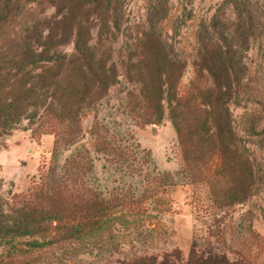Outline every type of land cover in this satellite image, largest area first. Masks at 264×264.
Wrapping results in <instances>:
<instances>
[{
  "label": "trees",
  "instance_id": "1",
  "mask_svg": "<svg viewBox=\"0 0 264 264\" xmlns=\"http://www.w3.org/2000/svg\"><path fill=\"white\" fill-rule=\"evenodd\" d=\"M129 1L0 0V139L23 121L40 122L56 137L57 156L61 147L81 140L85 114L123 79L131 87L126 106L140 126L160 124L166 109L180 103L185 111L175 123L182 156L180 184L194 188L195 220L206 229V236L195 239L204 244L194 240L186 256L172 250L162 256L118 257L108 264H264V238L254 229L253 211L238 224L231 243L225 228L235 207L264 191V158L251 148L264 149V86L252 78L248 61L255 43L264 55V30L259 28L264 18L246 10L249 0H227L234 20L225 23L216 15L202 27L198 61L210 81L206 92L213 96L211 108L202 110L195 100L180 95L186 65L174 58L172 46L158 31L169 15L168 0L149 1V30L139 31L135 44L129 43ZM49 8L55 13L44 16ZM70 45L72 50L65 51ZM233 107L243 109L239 120ZM93 134L102 139L97 153L143 176V194L102 198L87 186L94 159L81 149L61 167L51 165L32 190L13 197L12 214L0 220V235L31 236L56 225L59 241H79L83 247L92 234L103 239L105 231L119 225L143 230L166 212L161 208L164 211L153 214L145 204L162 200L164 189L174 185L172 175L146 170L152 163L150 154L138 145H124L103 125H95ZM138 155L141 166L134 164ZM260 211L264 214V208Z\"/></svg>",
  "mask_w": 264,
  "mask_h": 264
},
{
  "label": "rangeland",
  "instance_id": "2",
  "mask_svg": "<svg viewBox=\"0 0 264 264\" xmlns=\"http://www.w3.org/2000/svg\"><path fill=\"white\" fill-rule=\"evenodd\" d=\"M149 1L128 2L126 19L133 37L129 40L130 44L136 43L135 36L143 28L149 30L145 29L148 26L146 17ZM249 1L246 10L264 18V0ZM226 2L227 0H168V18L161 21L158 29L172 46L174 58L182 60L186 65L179 85L180 95L191 102L195 100L202 110L211 108L213 96L206 92L210 81L198 61V33L203 26L210 25L216 15L224 17L225 23L234 20L235 13L230 6L225 5ZM44 12V16L49 17L55 10L49 8ZM259 28L264 30V19ZM260 49L259 43L253 44L248 53V61L254 70L252 78L264 86V55ZM64 50L70 52L72 46H67ZM130 89L124 79L120 85L111 88L107 97L81 120V140L74 146L61 147L57 156L54 154L56 137L46 133L40 122L31 124L23 121L11 135L0 139V220L3 219V214H12L15 195L32 190L51 165L61 167L67 158L81 149L88 150L94 159V170L86 177L89 188L106 200H110L115 193L130 196V192H133L140 197L147 187L143 176L128 171L122 164L110 163L103 154L97 153L96 146L100 145L102 139L96 134L92 135V129L98 124L106 127L124 145L132 149L138 145L140 149L147 151L152 163L149 168H145L146 165L143 168L151 172L155 170L156 174L172 175L174 185L164 189L162 200L155 203L150 200L145 204L153 214L163 209L166 212H162L159 219L147 223L143 230L136 231L119 225L115 231L113 227L105 231L103 239L97 233L92 234L93 238L85 241L83 247L79 241H59L61 236L58 237L56 225L48 232H35L31 236L25 232L7 237L0 235V264H108L118 257L136 254L162 256L172 250L186 256L194 240H197V244H204L200 238L195 239L196 236H206V229L195 220L196 212L192 205L194 188L180 184L182 156L175 123L184 117L183 106L178 103L173 110L166 109L165 117L158 125L140 126L126 106ZM232 109L239 120L243 109ZM99 133L104 136L102 130ZM251 148L259 157L264 158V149L255 145ZM138 157L134 164L140 163L141 166V162H138L140 155ZM218 164L217 158L213 163V170ZM165 203L166 207L162 206ZM261 208H264V191L248 204L235 207L225 224V228H228L226 240L229 243L233 241L238 224L246 219L250 210L254 212L251 219L254 229L264 238V214L260 211ZM106 219L108 221L110 218ZM211 242L218 246L216 239H211ZM256 246L257 244L255 248ZM260 256L264 258V250Z\"/></svg>",
  "mask_w": 264,
  "mask_h": 264
}]
</instances>
